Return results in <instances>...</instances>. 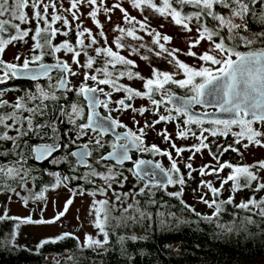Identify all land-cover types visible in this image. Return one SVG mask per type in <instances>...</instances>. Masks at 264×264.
Instances as JSON below:
<instances>
[{"label":"snow or ice","instance_id":"obj_1","mask_svg":"<svg viewBox=\"0 0 264 264\" xmlns=\"http://www.w3.org/2000/svg\"><path fill=\"white\" fill-rule=\"evenodd\" d=\"M125 3L142 19L131 15ZM146 10L156 17L170 19L174 26L188 33L187 51L166 48L172 38L151 27L149 17L144 15ZM117 11L122 24H114L108 30L114 34L109 44L105 23H110ZM101 15L105 22L101 21ZM85 20L97 31L86 27ZM253 26L258 30H253ZM139 33L151 37V44L158 50H147L166 58L173 72L152 67L151 77L145 78L135 71L136 61L121 52L130 47V55L149 60L138 51L145 44L125 43L128 39L142 41ZM58 37L64 39L57 42ZM202 42H206V49L201 53L193 51ZM17 44L27 46L23 58L19 52L13 58L19 63L4 60L8 47ZM178 54L198 63L189 65ZM46 57L53 62H46ZM73 77L82 80L74 82ZM11 79L36 83L34 90L12 100L6 98L11 90L0 87V194H14L25 208L30 202L43 206L40 218L34 219L33 212L26 217L10 216L7 203L12 202V196L9 195L7 203L0 204L3 209L0 223L15 224L5 243L15 246L22 226L57 224L68 213L73 198L67 199L52 218L45 219V193L62 185L67 187L73 179L92 186L91 190L74 191L72 196L87 194L93 198L88 215L92 217L90 223L95 235L85 233L81 242L72 233L64 232L55 238L42 239L37 248L71 237L81 248L106 254L111 250L114 236L121 254H127L129 242L136 243L146 237L118 230L145 225L150 228L153 223L164 226L170 217L188 223L170 211L173 205L156 198L157 191L178 200L183 209L198 218L197 223L202 220L214 224L221 232L246 230L248 225L257 224L256 217L264 222V195L257 198L264 191V159L251 164L221 162L228 152L243 158L251 147L264 149V0H112L111 3L109 0H0V85ZM124 79L143 81L144 91L122 83ZM174 89L184 90V95H176ZM70 93L76 97L71 102ZM116 93L124 96L113 100ZM135 99L147 100L151 107L136 108L129 103ZM61 100L65 103H60ZM197 106L202 111H195ZM101 108L107 115H101ZM129 110L131 128L113 115H123ZM146 112L155 119L146 118L141 125L136 117H144ZM49 115L53 119H44ZM62 118L71 125L64 133L68 142L63 144L54 124V120ZM162 124L174 125L175 139L167 127L157 128ZM150 132L168 144L170 150L148 144ZM109 135L112 139L106 140ZM85 137L86 142L78 143ZM45 138L53 142L30 143ZM188 139L195 142L188 146H178L175 142ZM221 139L227 143H220ZM70 145H76V150L55 157L61 148L68 149ZM205 151L215 164L194 168L191 161L196 154L203 156ZM185 152L190 153L187 159L183 157ZM134 154L166 157L169 166L165 168L154 159H134ZM30 160L56 166L66 164L72 171L83 167L87 171L69 177L58 171L42 170L54 182L34 192L29 184L34 186L38 177L31 174ZM226 169L227 175L221 176ZM195 171L202 179L192 191L199 203L212 210L211 215L197 212L183 199L187 181L194 179ZM205 176H213L220 186L215 187L212 180L203 179ZM130 177L134 182L125 191ZM169 187L176 190L168 191ZM246 189L251 195L236 203V194ZM225 191L229 195L221 199ZM226 206L236 211L231 213V221L223 223L221 217L227 211ZM241 212L246 215L241 216Z\"/></svg>","mask_w":264,"mask_h":264},{"label":"trees","instance_id":"obj_2","mask_svg":"<svg viewBox=\"0 0 264 264\" xmlns=\"http://www.w3.org/2000/svg\"><path fill=\"white\" fill-rule=\"evenodd\" d=\"M253 30L258 29L253 26ZM63 39L64 37H58L57 42ZM17 46L23 47L24 45L17 44ZM45 60L49 63L53 62L48 57ZM0 87H6L11 90L6 94V98L12 100L15 96L23 95L27 90H34L35 83L28 82L27 80L11 79L6 85H0ZM174 91L184 94V90L181 89H174ZM60 103L65 102L61 100ZM55 115L58 116L59 113L56 112ZM44 119H53V117L49 115ZM54 124L57 129H60V134L58 133V135L61 137V143H67L68 137L64 135L68 131L66 120L63 119L61 124H58V120H54ZM69 134L71 135V133ZM230 139L231 137H229ZM44 142L51 143L53 141L48 138H45L43 141H30L31 144ZM194 142L192 140V143ZM219 142L227 143L223 139ZM75 146L70 145L68 149L61 148L55 157L59 158L63 156L66 152L72 151ZM70 159L74 160L71 157ZM223 161H230L233 164H245L240 156L232 152L225 153L221 158V162ZM29 163L33 164L32 176L38 177L34 186L30 183L34 192H38L43 187L54 182V178L43 174L42 170L58 171L69 177L81 176L85 170V168L80 167L76 171H72L74 174H71L66 164L56 166L47 161L43 164H37L31 160ZM192 175L194 179L188 180L185 186L184 200L185 197L196 199V195H194L192 190L197 188L202 178L199 176V173H193ZM203 179L211 180L205 177ZM216 180L212 178L213 183H216ZM133 182V179L130 177L127 182L128 184L125 186V191L132 187ZM70 183L75 186V189L83 188L91 190L92 187L80 179H73ZM170 189L171 187L168 188V191ZM175 190L173 188V191ZM228 195V192L225 191L220 198L226 199ZM250 195L251 192L247 189L237 193L235 202L239 203L241 200H246ZM261 195H264V191L257 194V198ZM156 198L173 205L170 211L174 212L177 218H182L181 220H186L188 223H179L178 219L170 217L164 226L153 223L150 228L145 225L144 228L135 226L127 230H118L121 233L125 231L129 233L134 232L137 235L146 237V239L137 241L136 243L129 242L127 244V254H121L119 245L115 243V237L113 236L111 250L106 254H98L91 249L79 247L77 240L71 237L56 244L45 245L44 248L39 249L37 245L42 239L31 242L27 234L23 232L26 226H22L19 230L15 246L7 244L5 241L9 233L14 229L15 224L13 221H7L0 223V264H264V222H260L259 217L255 218L257 224L248 225L246 230L241 229L226 233L221 232L214 224L209 225L202 220L197 223L198 218L196 216L183 209L178 200L166 196L163 192L157 191ZM187 204L194 206L197 212L211 215V209L205 210L194 204ZM226 208L227 211L221 217V222L223 223L231 221L233 219L231 213L236 211L232 206H226ZM240 215L243 216L246 213L241 212ZM91 220L92 217L90 216L89 223ZM79 240L81 241L80 238ZM174 247L176 248L174 249ZM50 255L51 259H48Z\"/></svg>","mask_w":264,"mask_h":264},{"label":"rangeland","instance_id":"obj_3","mask_svg":"<svg viewBox=\"0 0 264 264\" xmlns=\"http://www.w3.org/2000/svg\"><path fill=\"white\" fill-rule=\"evenodd\" d=\"M111 2L112 0H109V3ZM124 7L129 9L131 15L136 16L138 19H142L139 13L131 10L130 6L127 3L124 4ZM83 11L86 12L87 9H83ZM144 15L149 17V22L152 28H155L157 31L161 32L162 34H166L172 38L171 42L165 45L166 48H169V49L177 48V49H181L182 52L187 51V43H188V37H189L188 33L184 32L180 27L174 26L170 22V19L165 20L163 18L156 17L147 10L145 11ZM120 17H121V14L117 11L113 15L112 21L110 23H105V30H106V34L108 35L109 44H111V41L114 38V34L109 32L108 30L111 29L114 24H122V20L120 19ZM100 19L102 22H105V18L102 15L100 16ZM161 25H163V27H161ZM85 26L92 28L94 32L97 31L94 28V26L91 24V22L88 20H85ZM139 34L143 37L142 41H132L131 39H128L125 41V43L128 44L129 46H138L140 43L145 44L146 47L143 49H138V51L140 54L147 55L149 57V60L143 61L139 59V55H136V56L130 55V47L129 49H126L121 52V54L131 59H134L136 61V63L138 64V68H136L135 71L139 72L145 78L151 77L152 67H155L162 71L173 72L174 69L168 63V60L166 58H159L155 55V51L149 52L147 50L148 48H153L155 50H158L155 48L154 45L151 44V37L147 36L145 33H139ZM161 42L163 43V41ZM206 47H207L206 42H202V44L198 48L193 49V51H197L198 53H201L206 49ZM26 49H27V46L25 45L23 47L9 46L4 54L3 59L6 61L19 63L15 61L13 58L18 52L22 55V58H23V55L26 54L25 53ZM178 57L181 61L186 62L189 65H195L198 63V61L194 60L193 58H189L183 54H178ZM124 80L128 85H130L134 89L144 91L142 87L143 81H140V80L128 81L127 79H124ZM141 106L149 107L150 105L148 104L147 100L137 99L134 104V107L139 108ZM131 116H132L131 110H129L128 112H125L122 115L123 119L128 121L133 126L132 120L130 119ZM136 119L142 122L141 121L142 119L141 117H139V115H137ZM147 119L152 120L154 118L148 115ZM162 127H167L168 131L173 134V139H175L174 125L172 124L157 125V128H162ZM58 133L60 134L59 128H58ZM147 140L149 142H151L152 140H155V142L157 143L161 142L160 137L156 136L154 132H150L148 134ZM175 142L178 146H188V145L193 144L192 139L175 140ZM165 145H166V149L170 150L169 145L168 144H165ZM173 155H174V152H173ZM189 155H190L189 152L183 153L184 159H187ZM159 159L164 162V165L166 166V168L169 166V161H167L165 157H160ZM242 159L245 162V164H251L253 163L254 160L264 159V149H260L257 147H251L249 150L245 152ZM191 162L193 163V167L196 169H198L200 166L205 165V164H209V163L215 164V161H212L211 157L208 156L207 151L204 152L203 156H201L200 154H196L195 158ZM180 167H181V170L186 174L185 172L186 170L183 164H181ZM69 171L71 172V174H74L72 170H69ZM85 171H87V169H85L84 172ZM193 173H198V171H195ZM226 175H227V169L225 170V172L222 173L221 176H226ZM205 178L212 180V176H205ZM97 183H99V181H97ZM214 186L219 187L220 181L216 180V183H214ZM29 187L31 188V184H29ZM228 187H229L228 185L225 186L226 189ZM17 190L19 191V189ZM79 190L80 189L69 190L65 188L64 186H61L54 191L49 190L48 192L45 193L47 197V207H46V210L43 212V218L45 219L52 218L57 211L62 210L63 205L67 199L73 198V204L70 206L68 213L64 217H62L61 220L58 221L57 224L55 225H27L26 227H24L23 232L27 234L31 242H35L37 240L45 239V238H55L64 232L72 233L78 236L81 239V241H83L85 233H90L92 235L95 233V229L89 223L90 216L88 215L89 206L93 198L88 196L87 194L83 196L76 195L75 197H73L72 193L74 191H79ZM124 190H126V188ZM169 191H173V188H171ZM9 195L12 196L11 203H7V197ZM21 195H27V193L21 192ZM100 198L101 197H97V199H100ZM185 201L187 203L194 204L195 206L199 208H202L205 210L208 209L206 205L199 203L197 199H191V198L185 197ZM6 203H7V207L9 208L10 216L14 215V216L26 217L29 215L30 212H33L34 219L40 218V215H41L40 208L43 206L42 204L30 202L29 206L25 208L22 206V203L19 202V199L14 194L12 193L0 194V204H6ZM2 212H3V209L0 208V214ZM77 217H79V219H77ZM181 219L182 218H179V220ZM175 248L176 247H174V249ZM48 259H51V255L48 257Z\"/></svg>","mask_w":264,"mask_h":264},{"label":"flooded vegetation","instance_id":"obj_4","mask_svg":"<svg viewBox=\"0 0 264 264\" xmlns=\"http://www.w3.org/2000/svg\"><path fill=\"white\" fill-rule=\"evenodd\" d=\"M25 53H26V52H25ZM72 80H73L74 82H75V81H78V80H82V77H73ZM28 82H32V81H28ZM121 82L127 84V83L125 82V80H122ZM32 83H36V82H32ZM40 83H44V81H41ZM104 87H105V90H108V89L106 88V86H104ZM175 93H177V92H175ZM179 94H180V93H179ZM68 95H69V102L74 101V100L76 99L74 93H70V94H68ZM181 95H184V94H181ZM123 96H124L123 93H116V94L113 95L112 99L115 100V99H117V98H122ZM157 99H159V97H157ZM136 100H137V99H135L134 101H130V103L134 106ZM141 100H142V99H141ZM149 107H151V106H149ZM195 110H196V111H202V109H201L199 106H197V108H196ZM85 111L87 112V109H86V108H85ZM99 111L101 112V115H107V113L104 111L103 108L99 109ZM161 111H163V109H161ZM113 115H114V116H119V119H120L123 123L127 124L130 128L133 127L128 121H126L125 119H123L122 115L117 114V113H113ZM148 115H150L152 118L155 119V117H154L150 112H146L144 117L139 116V117H141V119H142V120H141V121H142V122H141V125L144 123V121H145V119L147 118ZM62 120H63V118L60 119V120H58V124H61ZM138 126H139V125H138ZM138 126H137V127H138ZM70 127H71V125H68V129H69ZM118 131H123V129H118ZM105 139H106V140H111L112 137L109 135V136L105 137ZM86 141H87V137H85L84 141H78V143H84V142H86ZM147 143H148V144H153V143H155V144H157L158 146H160L162 149H166V145H165V143H162V142L157 143V142H155V140H152L151 142H149V141L147 140ZM75 147H76V146H75ZM75 147H74V148H75ZM59 152H60V151H59ZM59 152H58V153H59ZM58 153H55L54 155H57ZM135 158H140V159H154V161H159V162H161V163L163 164V166L166 168V166L164 165V162L161 161V160L159 159V158H160L159 156L153 158L151 155H148V154H134V159H135ZM165 158H166V157H165ZM74 159H75V158H74ZM166 160H167V158H166ZM73 161H74V160H73ZM167 161H168V160H167ZM89 163H92V161L90 160ZM125 166L128 167V166H130V165L126 164ZM82 168H83V167H82ZM185 172H187V171H185ZM62 186H63V185H62ZM64 187H65V186H64ZM65 188H67V189H69V190H75V186H74V185H71L70 181L68 182L67 187H65Z\"/></svg>","mask_w":264,"mask_h":264},{"label":"water","instance_id":"obj_5","mask_svg":"<svg viewBox=\"0 0 264 264\" xmlns=\"http://www.w3.org/2000/svg\"><path fill=\"white\" fill-rule=\"evenodd\" d=\"M28 81V80H27ZM176 95H179V96H182L181 94H179V93H175ZM103 98V97H102ZM130 103V102H129ZM196 111V110H195ZM209 111H211V109H209ZM197 112H200V111H197ZM74 150H76V148H74L72 151H74ZM146 160H150V159H146ZM155 162V161H154ZM37 164H39V163H37ZM186 170V169H185ZM187 171V170H186ZM220 175H222V173H220ZM212 178L214 179V180H216L213 176H212ZM161 179H163V177H161Z\"/></svg>","mask_w":264,"mask_h":264}]
</instances>
